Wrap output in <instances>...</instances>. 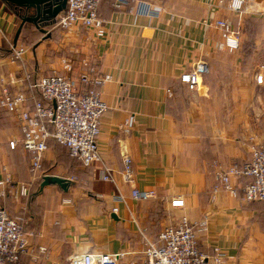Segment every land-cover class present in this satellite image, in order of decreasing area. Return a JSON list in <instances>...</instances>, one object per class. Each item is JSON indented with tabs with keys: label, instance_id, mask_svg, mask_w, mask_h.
<instances>
[{
	"label": "crops",
	"instance_id": "1",
	"mask_svg": "<svg viewBox=\"0 0 264 264\" xmlns=\"http://www.w3.org/2000/svg\"><path fill=\"white\" fill-rule=\"evenodd\" d=\"M143 1L153 5V15L137 13L134 2L115 7L114 0H102L98 14L107 33L99 37L85 27L59 29L57 18L54 23L43 16L34 21L33 32L0 0V98L8 88L25 92L30 105L34 98L41 100L39 90L29 89L36 74L66 76L82 91L84 59L98 75L111 77L96 87L108 109L98 139L102 160L89 167L71 160L66 147L51 140L45 170L31 175L29 154L19 144V120L0 106V180L13 173L4 155L9 149L5 141L14 139L16 182L29 187L26 196L15 197L9 186L0 185V206L22 216L27 231L34 233L30 239L34 257L24 255L23 264H71L72 256L87 252L120 253V264H143L144 236L158 242L159 232L182 216L207 219L199 245L206 252L219 247L224 254L221 264H264V202L241 200L245 177L232 179L237 194L213 191L216 163L242 165L252 147L264 145V131H247L244 112L252 83H259L256 74L252 77L240 69L241 51L221 49V31L207 24L225 19L235 29L242 27L247 14L264 16V0H249L242 15L221 0ZM23 13L35 17L37 9L24 8ZM54 32L57 44L50 39ZM8 39L27 48L24 65L8 55ZM228 52L237 58L231 70V95L228 85L219 82L218 90L219 84H214V74L227 69L212 63ZM65 60L71 70L64 67ZM200 60L208 62L212 74L192 90L181 77ZM229 103L235 105L231 110ZM131 116L134 123L127 130ZM125 154L132 159V182L122 173ZM103 165L112 169L115 182L103 179ZM47 175L65 177L69 186L43 187L40 180ZM134 188L153 189L156 197L135 199ZM119 195L123 201L117 200ZM175 199L184 200V205L173 206Z\"/></svg>",
	"mask_w": 264,
	"mask_h": 264
},
{
	"label": "built area",
	"instance_id": "2",
	"mask_svg": "<svg viewBox=\"0 0 264 264\" xmlns=\"http://www.w3.org/2000/svg\"><path fill=\"white\" fill-rule=\"evenodd\" d=\"M102 0H67L66 9L57 17V25L64 30H76L81 27L93 30L97 36L106 35V22L98 14V6ZM226 1L228 8L237 14H244L249 0H221ZM134 2L137 13L153 15L155 8L143 0H114V6L120 7ZM208 25L215 26L221 31L223 41L220 48L238 50L241 47V34L225 19L208 21ZM10 44V57L15 62L25 64L27 48L8 39ZM64 67L72 69L68 61ZM83 71L81 82L85 86L82 91L72 84L63 75H35L29 83V89L40 91L42 99L34 98L33 103H28V97L23 91L3 89L0 106L17 117L22 133L21 144L29 154L30 171L43 172L44 155L49 149L50 141L66 147L68 156L73 161L80 162L89 167L94 162L101 161L98 139L101 132V120L106 110L107 103L103 100L100 91L96 88L111 77L98 75L96 69L88 59L82 61ZM210 71L207 61L200 60L193 70L182 75L181 79L192 90L198 89L204 75ZM256 82H264V74L259 71L255 75ZM92 83L95 88L88 87ZM134 123V117L127 119L125 127L129 130ZM10 145L15 148L16 140H11ZM217 183L214 192L225 189L234 194L238 189L232 183L233 178L245 177L247 182L241 189V200L244 202L264 201V145L254 146L248 161L242 165H222L216 163ZM103 179L115 182L111 168L103 165ZM123 175L127 181L134 180L132 159L124 155ZM1 186H9L14 196H26L29 191L28 184L16 182L13 175L8 173L0 180ZM132 195L138 200H149L156 197L153 189L142 190L134 188ZM117 200H124L122 195ZM173 206L184 205V200L175 199ZM114 207L113 211L118 212ZM207 219L191 220L182 216L175 224L166 225L158 234V242L144 236L147 245L144 250L143 264H221L224 254L219 247L206 252L199 245V234L206 231ZM33 232L27 231L22 216L12 215L7 208L0 206V264H23L22 257H34V249L30 239ZM46 251L45 247H41ZM120 253L87 252L74 255L70 258L71 264H120Z\"/></svg>",
	"mask_w": 264,
	"mask_h": 264
},
{
	"label": "rangeland",
	"instance_id": "3",
	"mask_svg": "<svg viewBox=\"0 0 264 264\" xmlns=\"http://www.w3.org/2000/svg\"><path fill=\"white\" fill-rule=\"evenodd\" d=\"M247 15L244 19V22L242 23V27L240 26L241 28L239 27L236 29L240 32L242 37L241 47L239 49L242 54V61H240V69L243 73L250 72L253 77L257 72L264 70V16H255L254 14ZM252 16L256 19L253 18L254 20L252 19V21H249L248 19ZM56 26L60 29L57 24ZM31 31L35 32L36 30L31 29ZM36 33H38V31ZM50 39L56 42L57 44L59 37L57 38L54 32V35ZM6 43V45L9 47L10 44H8V42ZM60 49L61 48L59 47L57 50L58 53ZM64 49L67 50V48ZM61 56L62 55H60V57ZM212 63L214 65H218L219 68L222 65L221 68L227 69V71L218 70V72L214 74V76H217V80L214 82V84H219V82H222L223 85H228V92L230 93L229 95H231L232 89L230 87V83L233 80V74L231 70L234 65L233 63L237 64L236 56L228 52L223 55H218L217 57H214ZM209 73L210 71L206 75L212 74ZM222 75L223 78L221 77ZM253 83L250 90L251 100L244 106V112L248 116L247 131H264V82L257 85H253ZM220 89L221 86L219 84L218 90ZM225 106L226 105H223V107ZM233 107H235L233 103L228 104L229 110H231ZM5 142L6 149L9 148L12 150V152L9 149L8 151L6 150L4 155V162L11 168L13 172L12 175L16 180V149L11 147L9 140H6ZM19 144H21V141L19 142ZM30 173L31 175L36 174L31 171ZM37 173L39 175L40 172Z\"/></svg>",
	"mask_w": 264,
	"mask_h": 264
},
{
	"label": "water",
	"instance_id": "4",
	"mask_svg": "<svg viewBox=\"0 0 264 264\" xmlns=\"http://www.w3.org/2000/svg\"><path fill=\"white\" fill-rule=\"evenodd\" d=\"M9 3L24 6L25 8H35L37 9V15L35 17H26L23 20L37 22L41 16L42 18L51 21L55 20L58 15L63 12L67 7V0H5ZM50 184H58L63 189H67L69 186V179L61 177L58 175H47L44 177L42 186L45 187Z\"/></svg>",
	"mask_w": 264,
	"mask_h": 264
},
{
	"label": "trees",
	"instance_id": "5",
	"mask_svg": "<svg viewBox=\"0 0 264 264\" xmlns=\"http://www.w3.org/2000/svg\"><path fill=\"white\" fill-rule=\"evenodd\" d=\"M2 1H4L5 3H7V5H9V6H11L14 10H16V12H17V14H18V16L20 17V19L21 20H24V18H26L28 15H24V13H23V10H24V6H19V5H15V4H12V3H9V2H7V1H5V0H2ZM254 17L252 16L251 18H249L248 20L249 21H252V19H253ZM254 19H256V18H254ZM253 19V20H254ZM53 22L54 23H56V21H54L53 20ZM24 25H25V27L26 26H28V28L31 30V29H34V27H36V24H35V22L34 21H30V20H26L25 21V23H24ZM9 54H11V53H8V55ZM206 75H204V77H205ZM43 180H44V178H42L41 180H40V183H42L43 182ZM259 202H264V201H259Z\"/></svg>",
	"mask_w": 264,
	"mask_h": 264
}]
</instances>
